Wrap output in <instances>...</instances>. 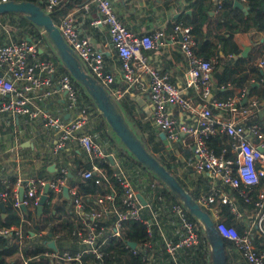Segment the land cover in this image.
<instances>
[{
	"label": "built area",
	"instance_id": "2783aa9c",
	"mask_svg": "<svg viewBox=\"0 0 264 264\" xmlns=\"http://www.w3.org/2000/svg\"><path fill=\"white\" fill-rule=\"evenodd\" d=\"M222 1L214 0L216 11H221ZM237 1L246 6L249 0ZM58 2L45 0L44 9L50 12ZM89 2L95 4L99 13L91 23L108 25L109 40L120 61L121 80L128 86L142 88L145 86L143 80L146 79L152 125L159 135L163 133L162 138L169 143L179 140L185 142L192 152L190 167L210 184L211 192L196 199L199 205L208 209L224 241L232 243L246 264H264V248L257 246L258 239L264 238V98H247L244 90L238 95L224 98L214 95L213 71L219 63L218 56L205 58L198 55L191 25L182 21L173 22L171 38L178 41L188 68L184 87L174 83L168 71L149 63L141 52L142 48L161 45V31L134 32L117 17L111 0H87L85 5ZM55 23L88 72L120 99L123 92L114 86L117 77L107 67L102 51L95 49L91 39L77 29L72 14L60 16ZM41 47L39 40L29 37L0 43V68L3 69L0 72V113L42 120L56 133L49 149L52 155L66 149L69 142H76L90 160L89 167L80 169V179H92L98 190L93 193L81 192L78 183L71 181L70 170L66 165L61 166L56 177H17L14 186L0 188V200L11 199L12 206L20 214L21 223L0 225V237L9 245L18 246L19 254L22 255L21 264H28L38 255L48 256L56 264H106V248L111 240L118 238L132 253L141 254L143 264H152L155 256L151 249V237L157 217L152 213L149 201L146 205L142 204L138 194L143 195V184L151 190L158 186L157 179L143 181L139 177L133 181L126 170L114 162V152L107 151L96 133L90 130L98 119L97 113L82 104L75 80L68 72H58L57 63L42 55ZM257 64L264 72V56ZM185 88L196 90L199 99L187 94ZM59 91L64 92L65 108L71 112L68 118L41 106L48 97ZM173 108L185 113L192 121L180 123L172 112ZM214 109L228 116L223 118ZM217 133L225 137L224 141L218 143L221 144L219 152L207 143V139ZM104 163L114 166L111 173L104 172ZM46 184L48 190L45 202L53 205L58 194L67 200L65 212L55 222L66 220L71 225L51 231L49 241L43 243L48 244V248L41 249L37 240L41 241L47 230L34 231L32 223L37 216L36 208ZM256 185L261 186L254 201L255 208L250 212L239 209L237 199L230 196L229 190H237L246 201H250L244 187ZM20 186L23 187L22 197L19 195ZM64 187L67 188L68 197L63 194ZM222 187H228L229 190L225 191ZM215 201L216 204H230L235 218L244 222L242 231L224 222ZM147 208L152 213L150 218L143 215ZM158 213L167 214L175 221L178 237L174 240L163 234L161 225L157 227L162 235L163 248L173 257L175 264H181L176 260L177 252L196 246L203 228L200 223L190 219L179 200L163 206ZM245 217L247 220H243ZM129 220L143 223L149 238L141 243L135 242L132 246L133 241L126 237V222ZM51 241L54 247L49 245Z\"/></svg>",
	"mask_w": 264,
	"mask_h": 264
},
{
	"label": "crops",
	"instance_id": "0c3cea01",
	"mask_svg": "<svg viewBox=\"0 0 264 264\" xmlns=\"http://www.w3.org/2000/svg\"><path fill=\"white\" fill-rule=\"evenodd\" d=\"M208 1L210 0H204L203 3L207 4ZM211 1L212 4L209 6L208 11L212 18H215L220 12L214 9V0ZM86 2L87 0L82 5L73 4L66 13L72 14L75 26L81 34L91 39L95 49L102 51L107 67L117 77L114 86L119 87L123 92L120 100H123L140 119L143 121L149 120L152 125L149 87L146 79L143 80L145 86L142 88L128 86L121 80L120 61L109 40L108 25L106 23L98 25L91 23L94 18L98 17L99 13L93 2L85 5ZM111 3L117 17L130 30L137 33H151L155 30L162 32L161 45L152 48H142L141 52L147 57L149 63L159 69L168 71L171 81L184 87V76L188 63L184 54L180 51L178 41L171 38V31L173 22L182 21L183 23H189L185 15L197 9L198 0H111ZM63 15H57V20ZM5 19L9 20L11 17H6ZM5 19L0 17V34H4L6 39H13V33L9 31ZM212 28L213 22L209 25V29ZM233 37L239 48H241V55L243 57L237 61L234 68L240 73H247L248 79L242 86L234 88L232 95H238L244 90L247 98L254 96L262 100L264 96H260L264 92V72L257 62L264 56V33L251 27L246 30H238L234 33ZM48 46L50 47L49 44H42L40 49L41 54L49 53ZM246 47L247 49L243 52ZM225 57L223 54L218 56L219 63L215 66L214 71L215 69H221ZM256 69L260 70L261 76L258 75ZM0 72H3L2 68H0ZM213 83V93L217 97L222 96L219 91L220 89L230 87L229 83L219 84L214 74ZM184 90L187 94L192 95L194 99H199L197 91L193 88H185ZM41 106L57 114H61L64 118H68L71 115V112L65 108V96L62 91L55 92ZM172 112L181 122L192 121L179 109L173 108ZM214 112L220 114L223 118L228 116L227 113L222 111L219 112L214 109ZM55 138V131L47 127L42 120L28 119L21 115H11L6 112L0 113V183H7L11 180L12 186H14L17 177H56L58 170L63 165L69 168L71 181L78 183L81 180L80 169L85 167L87 163L90 166V160L84 150L74 141L69 142L68 147L57 155H52L49 149ZM222 140L224 141L225 137L221 134ZM11 149H13L12 152ZM167 149L171 154L175 155L177 160L182 162L180 169L176 171V175L180 179L181 177H186L189 181V184L186 185L191 188L192 177H203L189 165V161L192 159V152L182 140L169 143ZM114 162L118 163L115 154ZM142 187L144 188V184ZM142 193L145 199L148 200L143 190ZM230 196L234 198V196ZM63 198V195L59 196L58 194L55 203L63 201ZM2 216L4 217L5 215ZM57 218H54L53 222ZM243 220H247V218L245 217ZM161 226L163 234L170 237H178V234H176V224L173 219L171 221H164ZM32 229L34 231L38 230L33 227ZM39 229H46L47 233L43 235L41 241L40 239L37 240L39 242L38 247L41 249L48 248V244L43 243L46 240L49 241L51 237L50 232L55 229L49 230L47 226ZM258 242H260L259 245H264V238H260ZM59 245L61 246V243ZM10 258L13 259V264H21L22 262V255L19 253H15ZM48 259L52 264H56L49 257ZM227 261L228 264H246L233 245L227 249Z\"/></svg>",
	"mask_w": 264,
	"mask_h": 264
},
{
	"label": "trees",
	"instance_id": "16d2710c",
	"mask_svg": "<svg viewBox=\"0 0 264 264\" xmlns=\"http://www.w3.org/2000/svg\"><path fill=\"white\" fill-rule=\"evenodd\" d=\"M21 1V0H17ZM39 4L41 7H45V0H28ZM85 0H59L58 4L54 5L49 12L51 14L54 22L57 21V15L65 14L67 10L73 4L82 5ZM204 0H198L197 9L190 14H186L189 23L185 24L191 25V31L195 39V52L205 58L211 55L220 56L223 54L226 56L223 61L221 69H215L214 76L219 84L229 83V88L220 89L222 96L227 97L232 95L234 88L237 86H242L245 81H247V73H240L236 70L237 61L242 59L241 48L234 40V33L238 30H246L249 28H255L256 30L264 33V0H249L247 5L248 10L244 11L238 6L234 5L233 0H223L222 9L217 17L212 18L209 13V6L212 1H208L207 4L203 3ZM14 15V16H13ZM0 17L5 19L6 17H11V19L5 22L8 29L13 33V39L18 40L23 37H29L33 40H39L41 44H48L45 36L39 31L30 20H28L23 14L15 12L1 13ZM213 22V28L209 29L210 23ZM4 34H0V43L7 41ZM263 48V47H262ZM260 52V50H259ZM258 52V53H259ZM230 53L231 56H227ZM44 56L50 57L53 61L57 63L58 72H67L66 69L58 63V58L56 54L49 48V53H42ZM258 75L261 76L260 70L256 69ZM75 85L79 88V99L82 104L97 113L98 119L94 124L91 125L92 132H96L97 139L103 144L107 151L114 150V154L117 157L120 167L126 170L129 177L133 181H137L139 177H142L145 181H152L157 179L159 185L150 189L149 186H145L143 192L147 195L149 200L152 213L156 214L157 223L153 224V235L151 237L152 251L155 259L152 264H175L176 261L173 257L166 252L162 244V235L158 231V225L164 223V221L172 220V218L163 213H158L160 209L172 202L178 201L177 197L174 196L168 188L158 179L155 175L137 161L125 148L124 146H116L114 142V137L112 131H108V126L101 114L97 111L95 104L91 101L89 96L85 93L83 87L74 81ZM225 86V85H224ZM264 96V92L260 97ZM120 107L122 108L127 121L137 133V135L145 143L146 147L151 151L157 159L165 165L169 171H171L177 179L187 188L189 193L193 198L198 199L202 195H207L211 192L210 184L206 181L204 177H192L191 188L176 175V171L180 169L182 162L176 159L174 154H171L167 149L169 142L162 138L158 134V130L151 125L149 120L143 121L137 116L132 109L123 101L118 99ZM111 132V133H110ZM113 134V135H112ZM221 134L217 133L207 139V143L215 147L216 152L221 149ZM89 164H85L88 167ZM104 172L109 174L112 172L114 166L109 163L102 164ZM12 186V181L9 180L7 183H0L1 189H9ZM261 185L256 186H245L244 190L247 195L251 198L250 201H246L243 195H241L237 190H229L228 187H222L225 191L229 190L230 195L237 199L238 208L250 212V210L255 208L254 201L257 198V194ZM79 190L83 193L95 192L98 190L97 185L90 178H84L78 182ZM117 188H119L117 184ZM67 200H63L59 203H54L50 205L49 202H45L43 206V212L41 215L34 217L32 227L34 229H39L43 226H47L49 230L59 229V228H69V221L53 222L54 218H57L61 213L65 212ZM216 204V201L215 203ZM5 216H2V209L0 205V225L10 226L19 225L21 223L19 212L12 206L11 199L3 201ZM218 212L222 214L224 222L229 225H234L238 231H242L244 228V222L235 218L234 213L231 210V206L228 202H218L216 204ZM206 211L208 209L204 207ZM151 211L147 209L144 210L143 215L150 218L152 216ZM29 213V212H28ZM191 220L199 222L188 212ZM127 235L126 237L133 242L141 243L142 241L149 238L146 232V226L140 221L129 220L126 222ZM170 237L169 235H166ZM171 239H176L175 237H170ZM260 238L258 239V241ZM225 251L227 255V249L232 245L230 241L225 240ZM257 246L264 248V245ZM19 253L17 245H9L0 237V264H13L10 257L14 254ZM106 264H143L140 253H132V251L123 246L121 238L113 239L106 248L105 253ZM176 260L181 264H212L210 249L204 232L201 230L199 242L196 246L180 250L176 254ZM28 264H52L47 256L38 255L34 259L30 260ZM65 264H75L65 263ZM228 264V261H227Z\"/></svg>",
	"mask_w": 264,
	"mask_h": 264
},
{
	"label": "water",
	"instance_id": "95a60500",
	"mask_svg": "<svg viewBox=\"0 0 264 264\" xmlns=\"http://www.w3.org/2000/svg\"><path fill=\"white\" fill-rule=\"evenodd\" d=\"M234 5L244 11L248 10V6L243 5L237 0L234 1ZM7 12L23 14L40 29L52 51L56 54L60 64L83 87L85 93L95 104L114 136L137 161L149 169L177 197L186 210L201 224L209 245L212 264H227L225 241L215 227L214 220L209 212L199 205L197 200L192 197L177 177L149 151L145 143L127 121L118 99L99 79L88 72L81 58L65 41L51 14L39 4L32 1L0 0V14ZM246 49L247 47L243 52ZM160 136L164 137L163 133ZM110 159L113 162L112 156ZM47 190L48 185L46 184L44 186V193L41 195L36 208L38 216L43 212V206L47 199ZM63 194L65 197H68L66 187L63 189ZM19 195L20 197L23 195L22 186L19 187ZM138 198L142 204H147V200L141 193L138 194ZM0 205L2 215H5L3 201L1 200ZM22 208L25 210L24 206ZM49 245L55 246L53 241L49 242ZM131 245L134 246L135 242H131Z\"/></svg>",
	"mask_w": 264,
	"mask_h": 264
},
{
	"label": "rangeland",
	"instance_id": "374dc122",
	"mask_svg": "<svg viewBox=\"0 0 264 264\" xmlns=\"http://www.w3.org/2000/svg\"><path fill=\"white\" fill-rule=\"evenodd\" d=\"M50 47L48 46V49H49ZM58 63H60L59 62V60H58ZM108 128V131H111L110 130V128L109 127H107ZM111 133V132H110ZM113 135V134H112ZM114 136V135H113ZM115 137V136H114ZM114 142H115V145L116 146H119V147H121V146H123L122 144H121V142L117 139V138H114ZM181 179H182V181L185 183V184H189V181H188V179L186 178V177H181Z\"/></svg>",
	"mask_w": 264,
	"mask_h": 264
}]
</instances>
